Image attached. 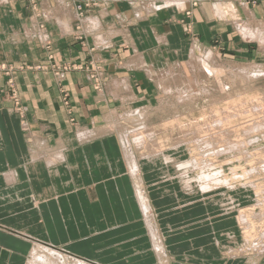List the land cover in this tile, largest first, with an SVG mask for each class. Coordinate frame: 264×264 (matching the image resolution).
I'll list each match as a JSON object with an SVG mask.
<instances>
[{
	"label": "crops",
	"instance_id": "crops-1",
	"mask_svg": "<svg viewBox=\"0 0 264 264\" xmlns=\"http://www.w3.org/2000/svg\"><path fill=\"white\" fill-rule=\"evenodd\" d=\"M245 1L255 3L204 1L185 21L192 43L225 41L234 21L249 37L240 36L243 40L264 47V0ZM75 2L0 0V63L14 69L12 87L22 108L20 114L15 111L8 76L0 72V264H30L34 253L45 250L85 264H247L222 259L221 221L209 209L204 212L205 202L195 207L182 197L177 207L161 208L162 198L148 194H155L154 183L146 179L155 166L134 160L147 185L148 198L140 197L118 139L106 129L96 130L110 113L142 103L147 92L138 78L143 61H156L162 49L172 57L182 53L173 44L189 41L179 24L183 15L165 9L170 8L165 2L156 10L140 0H99L87 11L89 32L83 29L82 43L74 37ZM39 28L49 32L55 60H92L101 66V92L84 72H69L57 81L45 70L18 69L47 62ZM250 32L256 34L250 37ZM229 37L232 45L238 41ZM61 88L69 95V116L95 131L76 133ZM211 201L220 208V199ZM146 205L153 209L149 218Z\"/></svg>",
	"mask_w": 264,
	"mask_h": 264
},
{
	"label": "rangeland",
	"instance_id": "rangeland-1",
	"mask_svg": "<svg viewBox=\"0 0 264 264\" xmlns=\"http://www.w3.org/2000/svg\"><path fill=\"white\" fill-rule=\"evenodd\" d=\"M140 1L156 10L165 2L170 7L165 9L182 14L179 24L188 32L189 41L181 44L176 39L173 48L182 53L178 51L173 57L164 54L162 49L157 51L156 61L153 58L143 61L138 78L144 80L147 92L142 103L135 102L110 113L96 130L106 129L104 133L115 136L127 155H134L129 158L134 162L130 170L134 180H138L136 188L140 197L148 198L144 190L147 185L138 173L139 162L155 166L146 175L147 181L151 178L154 183L155 194H148L162 198L161 208H175L184 197L188 203H195V207H198L196 202H205L204 212L209 209L217 215L221 221L218 246L223 260L264 264V47L255 41L243 40L249 37L238 31L241 29L234 21L225 41L201 47L192 43L195 37L185 21L206 0H192L191 4L188 0V5L182 0ZM238 1L243 7L255 3ZM98 4L99 0H76V40L85 43L83 29L89 32L84 28L87 11L97 8ZM224 12L222 15L226 16ZM37 32L42 48L48 53L47 62L33 68L19 67L20 71L45 70L57 81L69 72H84L94 90L102 91L104 81L98 63L55 60L49 32L43 28ZM232 35L233 41L238 40L234 45L230 43ZM12 71L11 66L0 63V72L8 76L6 85L12 88L9 99L20 114L21 98L12 87ZM61 89V100L69 122L76 125V133L91 132V125H79L69 116V95ZM127 175L133 182L129 170ZM213 198L220 199V208L212 207ZM152 210L151 206L144 207L147 218L154 215ZM48 252L40 254L48 256ZM67 261L65 264H73L75 260Z\"/></svg>",
	"mask_w": 264,
	"mask_h": 264
},
{
	"label": "bare ground",
	"instance_id": "bare-ground-1",
	"mask_svg": "<svg viewBox=\"0 0 264 264\" xmlns=\"http://www.w3.org/2000/svg\"><path fill=\"white\" fill-rule=\"evenodd\" d=\"M180 6H182L183 4L182 3H179ZM225 13V12H224ZM233 20V19H232ZM230 21V20H229ZM88 23H91V22H88ZM90 25V24H89ZM93 29V28H92ZM241 30H245V29H241ZM244 33V31H243ZM251 36L252 37L253 35H255L254 33L250 32ZM263 35V34H262ZM258 36H260V33H258ZM259 38V37H258ZM263 38V37H262ZM261 38V40H262ZM253 39V38H251ZM259 42L263 43V41H260ZM168 90V89H167ZM166 92V90H164ZM197 93V92H196ZM180 101V100H179ZM128 153V152H127ZM128 156L129 158L130 157H133L131 154L128 153ZM132 160V159H131ZM129 162V164L131 163H134L133 160ZM138 181V180H137ZM144 202H142L143 204ZM144 205V204H143ZM142 205V206H143ZM146 207V206H145ZM42 253V252H41ZM35 254V253H34ZM48 256H45V255H41L40 253L39 254H35L34 255V259L33 262L34 263H30V264H65V262H68L66 258H64V256L62 257L61 255L57 254L56 252L52 251V250H49V252L47 253ZM69 264H72V263H69ZM73 264H85L84 262H79V261H74Z\"/></svg>",
	"mask_w": 264,
	"mask_h": 264
},
{
	"label": "built area",
	"instance_id": "built-area-1",
	"mask_svg": "<svg viewBox=\"0 0 264 264\" xmlns=\"http://www.w3.org/2000/svg\"><path fill=\"white\" fill-rule=\"evenodd\" d=\"M203 0H201V2H202ZM182 2H184L185 4H187L188 3V0H182ZM193 1L192 0H189V3L191 4ZM188 5V4H187Z\"/></svg>",
	"mask_w": 264,
	"mask_h": 264
}]
</instances>
